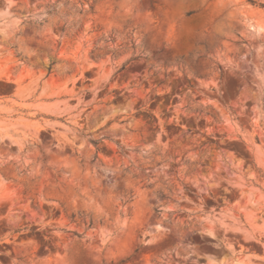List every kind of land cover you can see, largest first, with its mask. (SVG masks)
<instances>
[{
    "label": "rangeland",
    "instance_id": "1",
    "mask_svg": "<svg viewBox=\"0 0 264 264\" xmlns=\"http://www.w3.org/2000/svg\"><path fill=\"white\" fill-rule=\"evenodd\" d=\"M254 1L0 0V264H264Z\"/></svg>",
    "mask_w": 264,
    "mask_h": 264
},
{
    "label": "trees",
    "instance_id": "2",
    "mask_svg": "<svg viewBox=\"0 0 264 264\" xmlns=\"http://www.w3.org/2000/svg\"><path fill=\"white\" fill-rule=\"evenodd\" d=\"M253 2L255 3V1L253 0ZM262 6H264V4H262ZM195 11H189L188 13H187V15H191L192 13H194ZM96 143H97V141H96Z\"/></svg>",
    "mask_w": 264,
    "mask_h": 264
}]
</instances>
